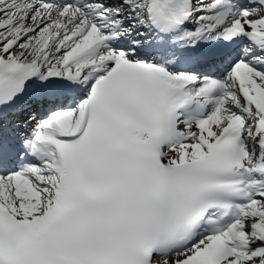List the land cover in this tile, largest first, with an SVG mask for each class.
Instances as JSON below:
<instances>
[{"label":"snow or ice","instance_id":"1","mask_svg":"<svg viewBox=\"0 0 264 264\" xmlns=\"http://www.w3.org/2000/svg\"><path fill=\"white\" fill-rule=\"evenodd\" d=\"M0 264H264V0H0Z\"/></svg>","mask_w":264,"mask_h":264}]
</instances>
